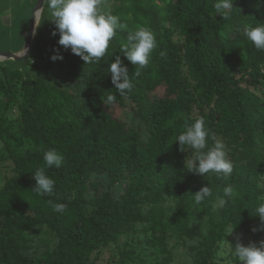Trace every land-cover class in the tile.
I'll return each mask as SVG.
<instances>
[{
    "label": "trees",
    "instance_id": "trees-1",
    "mask_svg": "<svg viewBox=\"0 0 264 264\" xmlns=\"http://www.w3.org/2000/svg\"><path fill=\"white\" fill-rule=\"evenodd\" d=\"M114 1L110 10L128 29L117 30L100 62L85 64L58 44L45 3L51 21L41 23L42 40L25 62L36 75L26 80L18 67L0 65V140L8 152L0 161L13 165L0 188V264H95L94 253L133 235L136 247L120 250L121 260L171 264L180 245L188 264H221L227 245L264 240L256 212L264 202V50L243 35L264 24V0H232L226 20L217 0ZM139 26L155 33L158 47L137 77L121 49ZM57 50L63 59L54 61ZM117 55L134 85L124 96L110 71ZM65 77L75 79L76 93L59 85ZM109 94L116 99L106 105ZM114 104L127 117L115 116ZM200 117L208 147L213 136L227 145L228 177L188 171L195 150L181 152L176 139ZM50 149L64 157L60 167L46 166ZM42 166L55 181L51 195L33 190ZM204 186L213 195L197 204L193 194ZM229 186L232 195L216 207ZM49 200L66 210L53 211Z\"/></svg>",
    "mask_w": 264,
    "mask_h": 264
},
{
    "label": "clouds",
    "instance_id": "clouds-1",
    "mask_svg": "<svg viewBox=\"0 0 264 264\" xmlns=\"http://www.w3.org/2000/svg\"><path fill=\"white\" fill-rule=\"evenodd\" d=\"M44 3H47L51 9L52 21L56 25L52 34L56 35L58 31V44L65 50L70 48L73 54L80 56L85 61V64L100 62L107 54L117 30L128 29L126 23H121L119 16L104 7L106 0H44ZM214 8L222 19H229L230 10L233 8L232 0H217ZM39 9H37L38 13ZM35 19H37L36 15ZM243 35L254 44L256 49L264 50V24L245 27ZM157 47L155 33L146 26H139L135 31L128 30L126 43L122 45L121 51L128 61L134 66H138L135 70V75L138 77L142 69L148 66L150 57ZM51 59L62 60L63 55L57 50ZM110 71L112 82L119 95L124 96L127 91L132 90L134 85L129 76L128 67L119 55L111 63ZM115 99V94H109L107 100H103V102L108 105ZM209 134L210 130L205 126V119L200 117L191 126H186V131L176 139L179 141L181 152L186 151L185 146L195 150L193 159L187 162L188 171L200 175H206L209 172L222 173L228 177L231 175L234 165L228 156L227 145L223 140L213 136L214 144L209 148L207 143ZM205 149L207 150L205 151ZM43 158L47 167L53 165L60 167L64 160V157L55 149L45 152ZM33 176L37 182L33 190L37 194L51 195L53 193L55 181L46 174L43 166L37 169ZM232 191V187H225L224 195L215 197V206L223 207L227 203L225 197L231 196ZM212 195L210 186H204L193 194L197 204ZM48 204L56 212H64L67 208L65 204L54 203L52 200H49ZM256 212L264 221V202L259 203ZM232 231L233 228H230L227 235ZM233 251L243 264H264V240L259 243L251 241L247 246L237 243Z\"/></svg>",
    "mask_w": 264,
    "mask_h": 264
},
{
    "label": "rangeland",
    "instance_id": "rangeland-1",
    "mask_svg": "<svg viewBox=\"0 0 264 264\" xmlns=\"http://www.w3.org/2000/svg\"><path fill=\"white\" fill-rule=\"evenodd\" d=\"M26 0H0V21L5 17L3 24L6 25L7 27L3 31L5 34L9 31L11 33V38L10 36H5L2 34L0 36V50H14L20 46L23 42V34L22 31L26 29L25 27V22H23L24 19H26V24L28 23L29 20V0H28V9L25 10L23 8V5L25 4ZM116 1L114 0H106L105 5L107 6L108 9H110ZM25 10V11H24ZM24 12V13H23ZM23 13V17L19 18ZM2 15H4L2 17ZM11 21L12 24L9 22ZM10 33H8L10 35ZM8 66L11 68H16L18 65L16 63H13L11 61H8ZM59 85L63 88H66L72 93H76L74 90L75 86V79L72 77H65L62 80L58 81ZM163 90L162 88L160 91ZM110 109H112V112L115 116L123 119V117H127V113L125 109L113 105ZM15 109H11L10 111H7L6 115L9 117H14L15 116ZM133 123H136V121H132ZM5 142L0 140V152L3 150V154L5 156L8 155L6 145L4 144ZM8 145H11L10 142H7ZM12 161L9 158L2 159L0 161V188L3 185L4 178L8 177L10 175H13V170H12ZM143 235H140L142 237ZM138 237V236H137ZM137 237L135 235L133 236H124L120 238L116 243H111L108 246H106L96 257V254L94 253L92 255V258H97L95 260V264H135L131 263L129 261H124L121 260L120 258V253L119 251L122 249L136 247V239ZM177 241L176 238L172 237L169 239V246H173L175 242ZM240 241H244L242 238ZM247 246L246 244H244ZM231 246L227 245V247L224 248L223 252L219 253V256L221 257V264H234L233 257L234 251L230 249ZM136 252H138V249H136ZM173 254H174V261L171 264H188L187 260V254L183 251V247H180V245L174 247L173 249ZM240 264H243V262L240 261Z\"/></svg>",
    "mask_w": 264,
    "mask_h": 264
},
{
    "label": "water",
    "instance_id": "water-1",
    "mask_svg": "<svg viewBox=\"0 0 264 264\" xmlns=\"http://www.w3.org/2000/svg\"><path fill=\"white\" fill-rule=\"evenodd\" d=\"M30 8H29V20L26 24V19L23 20L25 22V27L22 31L23 34V42L20 44V46L14 50H0V65L7 64L8 61H11L13 63H16L18 65V68L21 71V74L26 80H30L33 76L36 75V70L33 68L26 66L25 62L30 58L32 55V52L34 51L35 47L38 45L39 41L42 40L43 37V28H41V23L46 21H51L50 13L45 12V3L44 0H29ZM44 3V4H43ZM23 8L28 9V0H26L25 4L23 5ZM39 9V13L37 12V9ZM24 10V11H25ZM24 13V12H23ZM23 13L19 18L23 17ZM35 15L37 16V19H35ZM4 15H2L3 17ZM5 17L0 21V36L2 34L5 36H10L11 33L8 31L7 34H5L3 31L7 27L3 24ZM10 24L11 21L9 22ZM37 24V25H36ZM35 32V35L33 33ZM10 33V35L8 34Z\"/></svg>",
    "mask_w": 264,
    "mask_h": 264
}]
</instances>
